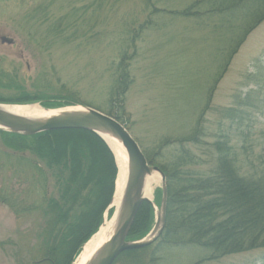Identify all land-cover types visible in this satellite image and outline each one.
<instances>
[{"label":"rangeland","instance_id":"374dc122","mask_svg":"<svg viewBox=\"0 0 264 264\" xmlns=\"http://www.w3.org/2000/svg\"><path fill=\"white\" fill-rule=\"evenodd\" d=\"M192 1L0 0V37L13 39L11 44L0 43V103L57 109L77 102L108 110L110 89L119 74V52L126 48L134 53L124 63L129 83L113 107L122 111L131 135L145 151L163 137L185 136L221 63L220 42L204 22L153 12V8L178 10ZM130 42L133 48L126 46ZM263 50L264 21L248 34L217 82L202 118L206 133L199 138L209 144L222 136L236 150L241 172L246 173L264 156V76L256 82L247 78ZM19 96L32 99L11 102ZM2 139L0 189L5 183L23 191L27 202L19 207L29 209L18 212L0 202V264H33L41 258L35 238L41 217L31 205L42 198V187L45 196L55 194V178L48 173L41 180L30 165L9 156ZM193 151L212 162L205 145ZM209 162L199 169H208ZM159 196L160 182L154 186L152 202H159ZM111 201L101 224L110 218V207L114 212ZM154 248L151 245L145 254L149 256ZM121 253L112 264H131ZM204 255L198 247L182 245L164 247L156 257L157 264H193ZM135 259L147 263L141 254ZM197 264H264V248Z\"/></svg>","mask_w":264,"mask_h":264},{"label":"trees","instance_id":"16d2710c","mask_svg":"<svg viewBox=\"0 0 264 264\" xmlns=\"http://www.w3.org/2000/svg\"><path fill=\"white\" fill-rule=\"evenodd\" d=\"M158 11L193 18L199 24L204 22L220 42L221 63L207 89L204 105L188 133L177 138L163 137L150 151L142 149L147 162L165 175L164 225L152 243L121 254L131 264H139L135 257L140 254L147 259L144 264H157L156 254L160 249L188 245L205 251L197 262L200 263L264 248V156L252 172H241L239 155L227 141L220 139L222 136L209 144L199 139L206 133L202 118L209 108L217 82L248 34L264 21V0H193L178 10L153 8V12ZM131 44L126 46L133 48ZM133 54H129L126 48L119 52V74L110 89V106L108 110H100L123 123L126 121L122 111L113 104L119 102L118 98L129 83L124 63ZM262 60L264 50L252 64L255 71L247 74L251 82L263 78ZM33 98L38 99L37 96ZM31 99L30 96H19L10 100L25 102ZM56 106L60 107V104ZM0 136L9 156L30 165L43 181L48 173L55 178V194L45 196L42 187V198L31 205L41 217L35 226L41 258L32 260V263L71 264L83 243L101 225L102 215L110 204L116 175L111 151L95 133L81 129L53 130L31 136L0 130ZM198 145L206 146L212 162L195 155L193 150L199 148ZM24 158H30V161ZM208 162L211 165L208 169H199ZM40 178H37L39 184ZM0 202L16 208L14 210L18 212L29 209L19 207L27 202L23 191H14L5 183L0 189ZM112 211V208L108 209L109 217ZM152 221V207L143 201L127 239L137 240L145 236ZM153 244L155 248L147 256L145 253Z\"/></svg>","mask_w":264,"mask_h":264},{"label":"water","instance_id":"95a60500","mask_svg":"<svg viewBox=\"0 0 264 264\" xmlns=\"http://www.w3.org/2000/svg\"><path fill=\"white\" fill-rule=\"evenodd\" d=\"M12 42L11 38L0 37V43L11 44ZM1 105L2 103H0V130L2 131L31 136L53 130L81 129L91 131L101 139L103 135H110L117 139L123 147L126 155V177L118 211L114 216V229L109 239L99 247L87 264H112L121 252L143 248L157 238L163 228L165 218V177L156 166L147 163L139 144L123 122L89 106H66L57 109L79 108L64 110L47 118H28L9 112L1 108ZM150 170L160 175L161 193L158 207L142 196L144 176ZM143 201H147L152 207L155 222L152 229L143 238L130 241L127 239V235ZM152 232L154 234L150 236Z\"/></svg>","mask_w":264,"mask_h":264},{"label":"bare ground","instance_id":"6f19581e","mask_svg":"<svg viewBox=\"0 0 264 264\" xmlns=\"http://www.w3.org/2000/svg\"><path fill=\"white\" fill-rule=\"evenodd\" d=\"M1 108L9 112H12L14 114L21 115V116L28 117V118H47L61 111L71 110L73 108L76 109L79 107H72V108L68 107L65 109L49 110V109H44L37 104H34V105H14V104L4 105L2 104ZM101 140L106 144V146L112 152L114 156L113 157L114 162H116L117 175L115 178L114 193H113V197L111 201V206L114 207V212L110 215V218L107 221H104L95 231V233L82 245L81 250L74 257L72 264H87L89 260L93 257V255L96 253V251L99 249V247L109 239L114 229V224H115L114 216H115V213L118 211L117 209L120 204V198H121L124 184H125L126 155H125L123 147L121 146L120 142L117 139L107 134L103 135V138ZM158 182H160V175L157 172L150 170V172L144 176L143 185H142V196L152 201V192H153L154 186H156ZM165 186H166V182H165ZM153 203L157 207L159 206V203L158 204H156L155 202ZM154 222H155V214L153 211V221H152V226L150 230L152 229ZM153 234L154 233L152 232L150 236H152Z\"/></svg>","mask_w":264,"mask_h":264}]
</instances>
